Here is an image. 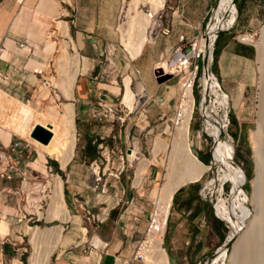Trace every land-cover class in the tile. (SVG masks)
I'll use <instances>...</instances> for the list:
<instances>
[{
	"label": "rangeland",
	"instance_id": "1",
	"mask_svg": "<svg viewBox=\"0 0 264 264\" xmlns=\"http://www.w3.org/2000/svg\"><path fill=\"white\" fill-rule=\"evenodd\" d=\"M66 1L74 4V0ZM128 1L130 2L132 0ZM128 1L122 0L121 8L117 14L115 25L117 31L116 39L108 42L104 41L102 45V54L96 57V59H88L81 55L82 62L84 63L82 65L85 66V62H87L88 69L79 72L74 85L75 94L78 90L77 81L80 75L81 81L83 80L85 83V96L79 101L78 107L75 103L78 139L75 153L66 165L76 164L78 162L82 164L81 169H75V175L78 177L79 173H81V177L84 176L88 189L79 196L80 200L77 202L76 206L71 207L67 202L65 193L63 179L66 180V178L61 177V173L56 172L53 177L52 175L50 177L44 170L43 174L45 176L43 175V177L41 172H35L36 170H30L28 167L30 180L37 179V177H34L36 174L42 176L44 181H46L48 177H50V179L43 185L45 190H43L41 196L33 192V196L24 200L22 214L29 224L27 235L21 238L22 241L19 244L20 249L18 254L6 258L3 264H19L20 262L23 264H32L31 257L33 253L36 254L38 252L40 258H44L45 252L48 250L47 248H49L47 247L49 246L48 241H41L40 246L42 249L38 251L32 237L33 226H39L40 228L52 225L62 226L64 234L69 228L68 225H72V223L83 222L84 224L96 225L98 220H93V213H100L102 216L103 213L108 215L111 213L113 205L116 204L121 206L126 203L128 204V200L131 197H135V203L139 205L144 203L145 207L149 210H152L155 204L158 205V199L156 198L154 188L161 187L165 184L167 180V170L164 162H162L157 155V141L159 139L170 141L173 135L172 133L174 132L175 126L173 127L172 118L175 114L179 95V75L174 73L173 68L165 70L161 65L165 59L170 60V58L174 56V50L170 58L164 57L160 61L158 60L161 62L159 64L160 67L156 69V71L154 70L157 78L163 79L162 81H158L167 89V97L160 100L159 97L162 96V90L152 94L144 87L138 71L137 57L131 56L121 26L126 20L125 14L127 6L129 5ZM220 1L221 0H165L163 7L154 14L155 25L151 27V37L146 44L149 43L153 45L157 40L163 43L165 38L174 41L176 39L177 42L179 39L178 46H184L185 48L189 43L186 40H181V34L197 36L201 31L208 29L214 13L213 7L215 9ZM140 6L143 12H151L152 6L149 2L141 3ZM77 11L78 9L76 8L70 10V14L67 17L68 21L66 22L69 28V34H67V36L64 35L61 29L55 45L56 55L52 61L54 69L52 83L53 89L59 99L52 107L53 111H51V109L48 110L47 105H42L41 108H39L31 102L25 101L26 104H30L31 106V116L26 123V127L28 128H32L38 123V117L41 114H45L50 122H57L65 111L66 101L71 100L75 102V98H68L64 95L65 87L59 57L62 51V42L67 38L68 40H72V38L74 41L76 40L74 34V21L77 16ZM235 21L221 28V30L227 31L230 30V28L232 29ZM257 24L259 23H254L250 29L240 30L236 34V37L242 42L256 45L257 52L254 57L256 71L253 85L249 88V96L246 99L240 100L239 95L236 99L229 97L230 106L228 109L230 122L224 140H232L234 146H236L234 160L241 171L240 185L244 189L243 195L247 196L246 209L251 212L252 216L257 215L256 217L259 223L258 230L260 231L262 228L261 223L264 220V194L261 193L259 187L255 188L254 186V178L257 175V159L255 155V144L250 135L251 130L257 129L258 127L259 110L261 105L264 104V68H262V61L259 58L258 51V43L263 33L262 25L264 23L261 25ZM246 33L253 34L252 40L243 38ZM72 43L74 46H70L71 53L79 51L75 43L73 41ZM159 62H157V64ZM215 74L217 75V73ZM128 75H131L133 78L132 89L135 91L132 104L124 100L126 93L125 80ZM198 83L197 81L194 87L196 98L197 92L199 96L201 94V86H198ZM221 84L223 86L222 82ZM213 96H217V92H214ZM6 97L9 103L7 104L5 119L0 121V125L5 126L14 133V138L17 140L21 139L22 142L33 145V147L37 149L36 155L40 154L45 160L57 161L61 166L60 154L57 145L53 142L52 133L51 136H49L50 133L45 135L44 132H41L39 139L34 137L21 138L22 136L20 137L19 134L7 127V125L12 124H7V121H9V116H13L12 109L16 104L15 99L18 98L13 97L12 101H10L9 97ZM198 99H196L195 111L190 124V144L198 157L201 152V154L207 155L211 161L213 158V135H208L205 131V126H207V124L205 125L203 117L198 111ZM215 109L218 113L223 112V108L219 106V104H216ZM78 114L80 115L79 121L77 120ZM144 116H147L146 121L143 120ZM42 142H50L53 152H48ZM89 145H96L97 147L94 157L90 153L89 147L91 146ZM214 158L217 162L206 170L198 181H188L180 188L193 187L195 190L196 184H199V193H201L202 197L209 203L207 208L208 211L211 212V215L210 220L207 219V226H205L206 231H208L206 240L208 253L201 259L202 261H199L201 263L198 264H236V260L237 264H245L239 263V259L242 257L240 245H236L232 240L227 248L223 246L224 242L232 234L233 228L231 224H227L226 219L220 218L223 221V223H221L222 228L220 232H217V230L215 231L213 225L210 226L209 224L210 221H215L216 215H219L217 211L218 197L224 198L228 206L232 208L237 207L235 181L229 179L225 180V183L222 181L221 163L224 160L223 156H220V160H217L214 153ZM147 159L151 160L150 165L143 173L142 182L138 184L136 183L137 170L141 163ZM66 165H62V167L66 169ZM152 169L155 176L148 178L146 173ZM66 171L68 172V170ZM244 177L247 178V180L245 184L242 185ZM58 178L63 181L66 206L71 212V218L69 217L65 220L61 217L62 215H60V212H53L55 218H50L49 211L52 207V196L57 190ZM213 178L217 182L216 186L209 184ZM218 181L220 184L224 183V189L222 187V191ZM180 189L178 190V195L182 193ZM140 191H144V195H140ZM187 195L188 194L185 196L186 199H184L185 202L191 196ZM117 197L120 198L119 202H117ZM170 210H172V205ZM236 214L239 216L240 210H237ZM100 222L102 221H99V223ZM247 222L249 223V221ZM144 232L138 237L135 247L138 240L145 236ZM169 240L168 223L167 230L163 237V245L168 253L170 264H172ZM61 242L62 239L59 244ZM257 243L260 246L257 250V257L255 260L249 261L246 264H264V240L257 238ZM59 244L52 253L51 264L55 262ZM180 244L181 241H178V245ZM220 252L225 253V255H221ZM122 264L149 263L146 260H136L130 263L123 262Z\"/></svg>",
	"mask_w": 264,
	"mask_h": 264
},
{
	"label": "crops",
	"instance_id": "2",
	"mask_svg": "<svg viewBox=\"0 0 264 264\" xmlns=\"http://www.w3.org/2000/svg\"><path fill=\"white\" fill-rule=\"evenodd\" d=\"M74 4L66 0H0V36L5 43L0 56L2 90L39 108L47 105L48 110L53 111L52 107L59 99L52 83V61L61 30L59 22L68 21L72 8L78 9L74 21L76 40L72 38V41L83 57L96 59L102 54L104 41L116 39V18L122 0H74ZM235 4L238 8L236 21L232 29L221 33V49L214 67L228 96L236 99L239 95L240 100H244L249 96V88L254 82L257 47L242 42L236 34L240 30L250 29L254 23H264V0H235ZM23 40L28 42L29 47L20 44ZM178 45L179 39L177 42L176 39L165 38L163 43L157 40L153 45L146 44L136 59L142 84L152 94L162 90L160 100L167 97V89L158 81L155 65L164 57L170 58ZM84 84L79 75L78 90L74 94L77 107L85 96ZM13 134L0 125V264L18 254L21 238L27 235L29 224L22 214L24 200L33 196V192L41 196L45 190L43 185L51 175L53 177L57 172L66 178L63 179L65 193L71 207L76 206L79 196L88 189L84 176L81 177V173L78 177L75 175V169L82 168L80 162L68 164L66 169L58 162L56 166L54 160H45L40 154L36 155L37 149L33 145L17 140ZM28 167L41 172L42 176L45 170L50 177L44 181L42 176L36 174L34 177L37 179L30 180ZM6 173H11L12 177H7ZM146 176H155L153 169ZM180 190V195L178 190L174 193L169 215L172 264H198L208 253V231L205 226L211 212L196 207L199 199L186 206L185 196L188 194L191 195L189 199L192 197L193 187ZM117 199L119 202L120 198ZM126 204L113 205L111 213H103L102 222L97 221L96 225L83 222L69 224L54 264H122L129 259L138 237L145 231L151 210L144 203H136L129 209L125 208ZM216 217L220 219L218 215ZM4 222L7 227L2 232ZM209 224L213 225L215 231H221L222 227L217 221H210ZM178 241H181L180 245Z\"/></svg>",
	"mask_w": 264,
	"mask_h": 264
},
{
	"label": "bare ground",
	"instance_id": "3",
	"mask_svg": "<svg viewBox=\"0 0 264 264\" xmlns=\"http://www.w3.org/2000/svg\"><path fill=\"white\" fill-rule=\"evenodd\" d=\"M144 2H149L151 4V12L146 13L141 10L140 4ZM222 2L223 0H221L219 5L215 7L212 20L209 24V28L207 29V36H205L201 42L204 46L207 42V52L210 56H212L213 51L215 52L216 41L218 38L217 37L215 40L216 33L221 31V28L233 23L236 20L238 13V8L234 3V0H224V2ZM164 3L165 0H132L129 2V5L127 4L128 6L125 14L126 20L121 24V26L132 57H137L142 52L147 41L150 39L151 27L155 25L154 14H156L157 11L163 7ZM59 27L63 30L64 35L69 34V28L64 21L59 22ZM262 29L263 33L260 38V42L258 43V51L259 58L262 61V68H264V24L262 25ZM243 38L246 40H252L253 34L246 33ZM70 46H74L72 40H68L67 38L62 42V51L59 57V62L65 87L64 95L68 98H74V85L78 74L83 70H87L88 65L87 62H85V66L82 65L84 63L82 62L81 54L78 51L71 53ZM161 65L165 70L171 69V66L174 65V72L178 71L177 64L169 65L166 60L163 61ZM132 80L133 78L131 75H128L125 80L126 93L124 100L129 104H132L133 97L135 95V91L132 89ZM203 80L205 85V78H203ZM212 82V86H216L217 90L221 91L219 85L216 83V80L213 79ZM182 88L184 95L182 96V103L178 114V123L175 124L174 132L172 133L173 135L170 138V141L159 139L157 141L156 148L157 155L159 156V159L164 162L167 170V180L165 184L161 187L154 188L156 198L158 199V206L160 204V210L163 212L165 217L172 205L174 193L179 190L184 183L199 179L206 172V170L210 168L209 164H206L194 153L190 144V124L196 105L192 83L185 81ZM6 96H8L10 101H12L13 96H10L6 91L0 88V121L5 119V112L7 104L9 103ZM15 101L16 104L12 109L13 116H9V121H7V124H12L7 125V127L25 138L34 137L39 139L41 132H44L45 135L50 133L49 136H51L52 133L53 142L57 145V149L60 154L61 164L63 166L66 165L75 153V147L78 139L75 102L71 100L66 101L65 111L57 122L52 123L48 120L45 114H41L38 117V123L32 128H28L26 127V123L31 116V106L20 99H15ZM217 102L222 105L224 114L222 116L214 115V119L215 121L221 122V124L209 119L207 129L216 137L214 150L215 157L217 160H220L219 157L223 156L224 159L221 163V179L223 182L227 179L234 180L237 192L236 208L228 206L224 198L218 197L217 211L221 217L226 219L231 224L233 229L230 238L232 237L235 244L240 245L242 249V257L239 259V263L246 264L249 261L255 260L258 255L257 250L260 246L257 243V238L264 240V220L261 223L262 228L259 231V223L256 217L257 215L252 216L251 212L246 209L247 196L243 195L244 189L240 185L241 171L240 167L236 165L234 160L236 146H234L232 140H221L218 137L222 134L223 124L227 122L225 118V107L229 108L230 98L228 96L225 100L218 99ZM215 105L216 103H214L213 106ZM213 106H209L207 109L209 113H211L214 108ZM146 117L144 116V121H146ZM250 135L255 144V155L257 159V175L254 178V186L255 188L259 187L261 193L264 194V104L261 105L259 110L258 127L257 129H252ZM42 144L48 152H53L50 142H42ZM150 162L151 160L147 159L141 163L137 170L138 173L136 183L140 184L142 182L143 173L150 165ZM216 183L217 182L214 178L209 182V184H212L213 186H216ZM218 184L221 185L219 181ZM56 189V193L52 196V207L49 211L50 218H55V214H53V212H60V215H62L61 217L64 218V220L68 219L71 212L66 206V199L63 192V181L60 178L57 179ZM237 210H240L239 216L236 214ZM247 221H249V223ZM6 225V222L2 224V232L6 230ZM62 235V226L52 225L45 226L43 228L33 226L32 237L37 250L39 251L42 249L40 242L43 240L48 241L49 246L47 247L49 248H47L48 250H46L44 258H40L38 254L39 252L36 254L33 253L31 263L51 264L52 253L61 241L63 237ZM145 239V246L142 250L143 256L138 260H146L149 264H170L168 253L163 245V237L159 235L158 232L151 231L150 233H147ZM220 254L223 256L225 255V253L222 252H220ZM19 264L23 263L20 262Z\"/></svg>",
	"mask_w": 264,
	"mask_h": 264
},
{
	"label": "built area",
	"instance_id": "4",
	"mask_svg": "<svg viewBox=\"0 0 264 264\" xmlns=\"http://www.w3.org/2000/svg\"><path fill=\"white\" fill-rule=\"evenodd\" d=\"M214 9V7H213ZM214 11V10H213ZM205 36H207V29L201 31V33L197 36H191L189 37L188 35L185 34H181V40L183 41H188V45L184 48V46H178L175 49V54L173 57L170 58V60H166L169 65H173V64H177L178 65V71L174 72L177 73L179 75V95H178V100H177V104H176V108H175V114L172 118V124L173 127L175 126L176 123H178V114L180 111V107H181V103H182V96L184 95L183 93V83L186 81H189L190 83H192L193 89L196 86L197 81L198 86H201V94L199 96L198 99V111L200 113V115L203 117V120L205 122V125L208 124L209 119H212L213 121H215L214 119V115H218V116H222L224 113H218V111H216L214 103L219 104L217 102L218 99H223L225 100L226 98H228L229 94H225L222 90H217L216 86L213 87V79L211 80V84H210V91L208 93H203V83L201 81V71H202V59L207 51V42L204 45L201 44L202 39L205 38ZM20 44L22 46H26L29 47V44L27 41H21ZM5 49V43H4V39L0 36V56L2 54V52ZM176 53L178 54V57L176 56ZM161 62H159L158 64H156L155 66V71L156 69H158L160 67ZM174 66V65H173ZM173 66H171L173 68ZM164 68V67H163ZM217 83V82H216ZM218 84V83H217ZM217 90V91H216ZM214 92H217V96H213ZM194 95H195V90H194ZM205 98V99H204ZM196 95H195V103H196ZM196 106V105H195ZM209 106H213L214 108L212 109L211 113H209L207 111V109L209 108ZM219 106L222 107L221 104H219ZM223 108V107H222ZM224 111V109H223ZM225 118L226 121L225 124H223V128H222V134L219 137V139H224L226 137V131L228 129L229 126V122H230V117H229V109L227 107H225ZM219 124H221V122L219 121H215ZM205 131L206 133L212 134L208 129L207 126H205ZM213 135V146H214V150H215V144H216V137L214 134ZM212 146V147H213ZM7 177H12L11 173H6ZM5 175V173H4ZM225 183V182H224ZM224 183L221 184V191H222V187L224 188ZM140 195H144V191H140L139 192ZM135 197H131L128 200V204L126 206V209H129L131 206L135 205ZM215 205V203H214ZM215 208V207H214ZM169 214H170V210L168 212V214L165 215L163 214V212H161L160 210V204L159 206L155 204L154 208L151 210L150 215H149V219L147 221V226L145 228V236L142 239L138 240V243L135 247V250L133 251L132 256L127 259L125 262L126 263H130L132 261H136L138 259H141L140 257H142L143 253V247L145 246V242H146V235L147 233H150L151 231L154 232H158L159 235H161L162 237H164L165 232L167 230L168 227V223H169ZM92 218L93 220H98V221H102V219L104 218V216H102L100 213H93L92 214ZM147 246V244H146Z\"/></svg>",
	"mask_w": 264,
	"mask_h": 264
},
{
	"label": "water",
	"instance_id": "5",
	"mask_svg": "<svg viewBox=\"0 0 264 264\" xmlns=\"http://www.w3.org/2000/svg\"><path fill=\"white\" fill-rule=\"evenodd\" d=\"M234 3H235V0H234ZM214 10V9H213ZM222 31V30H221ZM221 31H218L216 33V37H215V40L216 38L218 37V35L220 34ZM256 46V45H255ZM214 62H215V59H214V51H213V54L212 56H210V54L206 51L203 59H202V71H201V81L203 83V78H205L206 80V83L204 85L203 83V93H208L210 91V84H211V80L212 79H215L216 82L218 83L220 89L225 93V94H228L225 89L223 88L222 84H221V81H220V78L219 76L217 77V75L215 74L216 72L214 71ZM159 81H162L163 79H159ZM213 148V158L211 159L209 166L212 167L217 161L215 160L214 158V146L212 147ZM236 163V161H235ZM203 176V175H202ZM201 176V177H202ZM200 177V178H201ZM199 178V179H200ZM199 179L195 180V181H198ZM194 182V181H193ZM233 197V196H232ZM220 217V215H218ZM220 218H223V217H220ZM227 224H229L228 221H226ZM231 241H232V237H228L227 240L224 242L223 246H225L227 248V246H229L231 244ZM212 258V257H211Z\"/></svg>",
	"mask_w": 264,
	"mask_h": 264
},
{
	"label": "trees",
	"instance_id": "6",
	"mask_svg": "<svg viewBox=\"0 0 264 264\" xmlns=\"http://www.w3.org/2000/svg\"><path fill=\"white\" fill-rule=\"evenodd\" d=\"M221 33H222V31L220 32V34H219V36H218V38H217V41H216V48H215V52H214V59H215L214 65H215L216 62H217L218 55H219V52H220V49H221V47H220V43H219V39H220V37H221ZM252 49L254 50V46H252ZM214 71L216 72V67H214ZM216 73H217V72H216ZM196 94H197V99H198L199 93L197 92ZM89 146H91V147H89V148H90V153H91L92 156L94 157V156L96 155L97 147H96V145H89ZM199 157H200L204 162H206V163H210V158L207 157V155H203V154L199 153ZM54 165L57 166V161H54ZM58 170L60 171V169H58ZM60 172H61V171H60ZM248 174H249V173H248ZM246 180H247V178L244 177V179L242 180V185L245 184ZM199 186H200L199 184H196V186H195L196 189L194 190V193H193L192 197H191L190 199L187 200V202H186V206H191V205L193 204V201H194L195 199H199L196 207H197L198 209H206V210H208L207 206L209 205V203H208L206 200H204L203 198H201V196H200V194H199V191H198ZM127 192H128V191H127ZM211 211H212V210H211ZM215 221H217V223H219L220 225H222L221 223H223V221H222L221 219L217 218L216 216H215ZM220 221H221V222H220ZM223 225H224V224H223ZM11 253H12V252H11ZM12 254H14V252H13Z\"/></svg>",
	"mask_w": 264,
	"mask_h": 264
}]
</instances>
